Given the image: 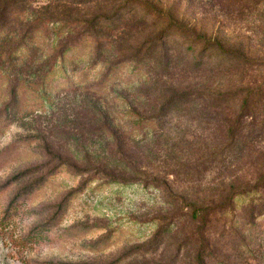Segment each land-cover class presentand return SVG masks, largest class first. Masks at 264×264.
Instances as JSON below:
<instances>
[{"label": "rangeland", "instance_id": "obj_1", "mask_svg": "<svg viewBox=\"0 0 264 264\" xmlns=\"http://www.w3.org/2000/svg\"><path fill=\"white\" fill-rule=\"evenodd\" d=\"M151 1L163 11L186 19L192 26L198 23L208 35H212L172 36L176 42L188 40L185 45L188 46L194 39L216 38L222 41L224 50L236 52L234 59L227 61L228 55L221 51L219 58L225 62L218 70L194 73L186 71V68L183 72L177 69L165 79L181 89L197 84L210 86L213 94L224 95L220 124L195 121L186 113H173L164 119L160 136L147 137L141 142L142 147L133 143L125 151L136 162L138 170L151 172L160 179L165 178L166 172H172V168L196 163L200 164L201 174L195 176V180L183 175H167L171 185L168 191L141 183H107L94 178L97 163L92 158V150L97 147L100 152L111 147L116 151V145H107L104 140L94 145L93 139L86 137L82 145L91 152V159H85L82 155L75 157L74 150L78 145L69 138V133L52 138L56 143H42V147L29 143L31 117H24L27 115L25 107L19 113L6 108L8 102L4 96L7 90L6 86L2 87L0 264H196L198 243L193 238L195 222L191 220L178 230L167 233L161 242L152 244L159 227L165 224L166 216L173 211L174 206L169 203L171 193L201 196L204 204H210L212 198L216 199L214 202L221 201L219 194L212 197V193L229 179L235 184L256 180L264 183V137H255L245 152L240 151L233 157L234 163L228 174L221 170V158L218 157L224 141L225 117L228 113L229 116L237 114L250 91L264 86V0H255L248 17L232 22L225 19L218 5L209 0H186L182 4L180 0ZM113 3L114 0L27 2L30 11H34L31 20L39 22L43 36H53L52 28L59 27L69 18L88 20L97 15H108ZM27 19L16 17L10 24L8 36H23L31 21ZM54 21L59 22L54 24ZM154 32L149 26L143 31L126 33L125 39L142 40ZM49 48L48 43L43 46V50ZM90 52L91 48L87 47L82 50L81 58L70 64V69H76V80H81L79 71L91 62ZM207 53L212 55L216 50ZM103 72L102 67H97L92 70L91 79ZM128 76V71L122 73L118 79V91L127 90L136 104L147 102L138 95L137 86L133 89L131 84H127ZM114 96L115 93L102 100L123 124L122 114L115 112L120 110V106L126 107L127 103L116 100ZM66 103L69 113L73 108L81 109V101L77 103L68 99ZM88 104L84 100V108ZM262 108L260 112H264V106ZM263 117L259 115L257 119ZM40 123L44 125L38 120L35 127ZM47 141L52 140L48 138ZM15 144L19 147L18 153L16 146L12 147ZM56 151L63 155L62 161ZM58 162L64 165L42 183L38 180L40 175L17 179L18 172L32 164L42 163L43 173L54 170ZM65 162L76 164L80 168L79 173L71 171ZM113 165H108L107 170L121 172L114 170ZM123 172L126 178L144 180L146 177L131 169ZM263 201L264 188L246 202L240 197L227 216H218L220 222L213 226L214 233H210L215 255L209 264H264V213L255 215V206ZM179 253H182L180 258Z\"/></svg>", "mask_w": 264, "mask_h": 264}, {"label": "trees", "instance_id": "obj_2", "mask_svg": "<svg viewBox=\"0 0 264 264\" xmlns=\"http://www.w3.org/2000/svg\"><path fill=\"white\" fill-rule=\"evenodd\" d=\"M183 1L186 0H180V3ZM209 1L218 5L222 16L230 22L248 17L255 4V0ZM27 2L28 0H0V88L6 86V108L10 107L15 113H19L25 107L27 115L24 117H31L29 124L32 125L28 124V130L32 133L29 143L42 147V143L49 145L50 142H55L53 139L69 133V138L78 145L74 150L75 157L82 155L85 159H91V152L82 145L86 137H91L94 145L103 140L107 145H116V151L111 147L100 152L97 147L92 150V158L97 163L94 178L107 183H141L168 191L171 186L170 176L183 175L195 180L194 177L202 172L200 164L172 168V172H166L165 178L160 179L151 172L138 170L136 162L125 151L133 143L142 147L141 142L147 137L160 136L164 119L173 113H186L195 121L220 124L224 107L221 100H225L224 95L213 94L209 90L210 86L197 84L181 89L165 79L177 69L183 72L186 68V71L194 73L207 69L218 70L225 62L219 58V53H226L227 61H230L234 59L236 52L233 49L224 50L226 48L222 41L216 38L194 39L188 46H185L188 40L176 42L172 36L212 35H208L198 23L192 26L186 19L163 11L151 0H114L108 15H97L88 20L69 18L59 27L52 28L53 36L42 35L39 22L31 20L34 11H30ZM19 16L31 20L25 34L8 36L11 22ZM58 22L54 21V24ZM149 26L155 31L151 37L142 40L125 39L126 33L143 31ZM47 43L50 48L43 50ZM199 43L201 47H198ZM87 47L91 48V62L79 71L81 80H76V69L69 67L81 58L82 50ZM210 50H216V53L210 55L207 53ZM97 67H102L104 72L92 80V70ZM124 71L129 73L127 84H131L133 89L137 86L138 95L147 99V102L136 104L127 90L118 91V79ZM162 82L166 84L163 85ZM113 93L116 100L127 103L126 107L120 106V110L115 112L122 114L120 119L123 124L102 100ZM68 99L77 103L81 101V109L73 108V112L69 113L66 103ZM84 100L89 103L86 108ZM263 106L264 86L250 91L237 114L229 116L228 113L225 117L224 141L218 153L223 172L228 174L231 171L233 157L240 151L245 152L255 137H264V117L257 119L259 115L264 116V112H260L263 111ZM38 120L44 125L40 123L35 127ZM48 138L52 141H47ZM12 147L18 153L19 147L16 144ZM56 152L58 159L62 161L63 155ZM144 154L143 152L142 155ZM61 163L58 162L54 170L52 168L43 173L42 163L32 164L20 170L17 179L40 175L38 180L42 183L64 165ZM65 164L71 171L79 173L80 168L76 164ZM110 164H114V170L121 172L108 171ZM129 169L145 175V179L126 178L123 171ZM263 188L261 180L235 184L229 179L212 193V197L219 194L221 201L217 203L212 198L210 204H204L201 196H178L171 193L169 203L174 206L173 211L166 216L167 221L159 227L152 244L161 242L167 233L178 230L191 220L195 222L193 238L198 243L196 264H209L215 255L210 233H214L213 226L220 222L218 216H227L240 197L246 202ZM15 207H18V203ZM255 210L256 216L263 214L264 201L259 202ZM178 256L182 257V253Z\"/></svg>", "mask_w": 264, "mask_h": 264}]
</instances>
